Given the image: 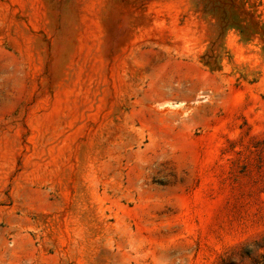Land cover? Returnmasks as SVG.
Returning <instances> with one entry per match:
<instances>
[{
	"label": "rangeland",
	"instance_id": "374dc122",
	"mask_svg": "<svg viewBox=\"0 0 264 264\" xmlns=\"http://www.w3.org/2000/svg\"><path fill=\"white\" fill-rule=\"evenodd\" d=\"M0 264H264V0H0Z\"/></svg>",
	"mask_w": 264,
	"mask_h": 264
}]
</instances>
